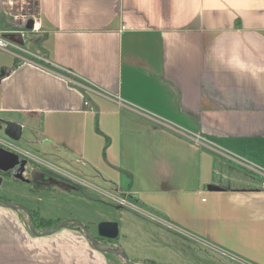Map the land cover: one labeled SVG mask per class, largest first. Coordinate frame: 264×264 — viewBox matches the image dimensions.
Instances as JSON below:
<instances>
[{
	"label": "crops",
	"instance_id": "1",
	"mask_svg": "<svg viewBox=\"0 0 264 264\" xmlns=\"http://www.w3.org/2000/svg\"><path fill=\"white\" fill-rule=\"evenodd\" d=\"M5 8L40 23L27 56L0 51V121L22 125L19 150L90 166L109 196L172 199L166 223L264 264L262 179L235 160L264 167V0H0L2 21ZM115 262L78 228L36 237L0 206V264Z\"/></svg>",
	"mask_w": 264,
	"mask_h": 264
},
{
	"label": "rangeland",
	"instance_id": "2",
	"mask_svg": "<svg viewBox=\"0 0 264 264\" xmlns=\"http://www.w3.org/2000/svg\"><path fill=\"white\" fill-rule=\"evenodd\" d=\"M24 41L22 49L28 50L30 48L29 38H25ZM9 51V53L3 52V57L12 58V53L27 56L14 48H10ZM0 141H7L1 128ZM15 145L18 146L19 143H15ZM33 148L37 149L38 146L33 145ZM44 151L45 148H41V152ZM57 165L61 169L78 173L88 184H85L86 189L80 195L71 193L63 194L60 197L40 195L39 201L26 202V205L38 211L41 217L51 219L53 222H56L58 218L63 221L77 220L84 224L94 237H99L98 226L100 223L117 222L120 224L119 238L115 241H103L102 239L99 241L104 247L123 249L130 260L139 259L148 264H237L203 244V239L187 236L181 233L178 227L173 226L172 222L166 223L169 215L161 212L160 203L167 205L172 214L175 210L174 200L156 197L153 199L157 204L153 205L156 210L144 207L142 204L139 205L130 199H126L130 205L123 206L103 192L104 190L115 194L114 191L111 192V185L95 174L90 166L81 163L74 167L78 170L77 172L72 167L68 168L60 163ZM238 168L247 172L239 166ZM135 169L138 170L137 167ZM151 169L152 172L155 171V168H149L148 173H151ZM107 171H109L108 168ZM141 172H147V169L144 168ZM146 175L139 176L145 177ZM0 199L17 201L18 197L12 195L8 185L4 184L0 186ZM103 254L112 261L118 258V262L125 264L121 258L115 255Z\"/></svg>",
	"mask_w": 264,
	"mask_h": 264
},
{
	"label": "flooded vegetation",
	"instance_id": "3",
	"mask_svg": "<svg viewBox=\"0 0 264 264\" xmlns=\"http://www.w3.org/2000/svg\"><path fill=\"white\" fill-rule=\"evenodd\" d=\"M23 139L24 137L22 133V138L19 142H14L9 139H7V141H0L1 148L18 154L21 161L26 160L24 171L20 179L15 178L12 172L3 173L0 171V176H2L3 180L8 179L14 182L17 186V197H21L20 199L18 198L17 201H12L11 199L3 200L15 202L16 204L25 207L33 219L36 230H47L64 221L60 218H58L56 222L51 221V219H45L40 216L38 211L27 206L26 202H33L34 200L39 201L40 198L38 197L40 195L53 197H60L67 193L80 195L86 189V185L84 179L78 173L59 168V165L57 164L60 163L65 165V161L61 159L59 154L57 157H49V155L45 152H41L38 148V150L33 148L28 153L19 150L15 143H20ZM31 146L33 147V145ZM75 166H78V164L74 163L71 167L75 169ZM76 171L78 172V170ZM56 200H58L57 197ZM18 213L28 224L29 216L25 212ZM98 239L100 240L101 238ZM102 240L106 241L105 239Z\"/></svg>",
	"mask_w": 264,
	"mask_h": 264
},
{
	"label": "water",
	"instance_id": "4",
	"mask_svg": "<svg viewBox=\"0 0 264 264\" xmlns=\"http://www.w3.org/2000/svg\"><path fill=\"white\" fill-rule=\"evenodd\" d=\"M32 27H33V23L30 22L28 25V28L31 29ZM5 38L21 46H24L25 44V41L21 38V36L6 34ZM5 75H6V72L2 70V72L0 73V80ZM0 123H1L0 128L3 131V135L7 139L12 140L14 142H19L21 140L22 133H23L22 125L16 122H12V121H0ZM25 164H26V160L21 161L18 154L0 147V171L1 172L3 173L12 172L15 178L20 179V177H22ZM2 183H3V178L2 176H0V186L2 185ZM0 206L7 208V209H11L15 212H25L29 216L27 225H28V229L30 233L33 236L45 237V236H50L65 228H70V227L78 228L84 233L85 237L91 243L94 249L102 253L115 255L121 258L125 264H136L129 259L126 252L123 249L104 247L98 239V238H101V239L111 240V241L117 240L120 236V224L117 222L106 221V222L100 223L98 226V233H99L98 238L94 237L90 233L89 229L84 224L74 219L64 221L58 224L57 226L52 227L43 232H38L35 228L32 217L29 215V211L25 207L19 204H16L14 202L2 200V199H0Z\"/></svg>",
	"mask_w": 264,
	"mask_h": 264
},
{
	"label": "built area",
	"instance_id": "5",
	"mask_svg": "<svg viewBox=\"0 0 264 264\" xmlns=\"http://www.w3.org/2000/svg\"><path fill=\"white\" fill-rule=\"evenodd\" d=\"M3 14H4L3 19L5 21L0 20V51L9 53L10 48L22 50L23 46L5 38V35L10 34V35L21 36L23 40H25V38H30L31 36L35 35L36 33L39 32V25H40L37 14L35 13H31L27 15L17 14L7 10L6 8L4 9ZM4 22H6L7 25ZM30 22L33 23V27L31 29L28 28ZM66 73L72 75L71 72L69 71H66ZM235 160L241 166L254 171L256 174H258L261 177L262 180L260 182V189L264 191V167L256 164H252L251 162L238 157H236ZM110 197L115 202L117 201L120 205L123 206H126L127 204L130 205L125 198L120 199L116 195Z\"/></svg>",
	"mask_w": 264,
	"mask_h": 264
}]
</instances>
